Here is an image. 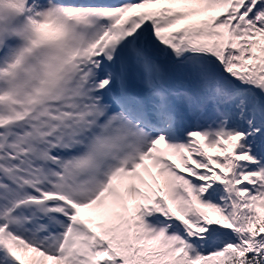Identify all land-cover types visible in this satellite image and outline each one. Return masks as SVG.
<instances>
[{"label":"snow or ice","instance_id":"1","mask_svg":"<svg viewBox=\"0 0 264 264\" xmlns=\"http://www.w3.org/2000/svg\"><path fill=\"white\" fill-rule=\"evenodd\" d=\"M0 264H264V0H0Z\"/></svg>","mask_w":264,"mask_h":264},{"label":"rangeland","instance_id":"2","mask_svg":"<svg viewBox=\"0 0 264 264\" xmlns=\"http://www.w3.org/2000/svg\"><path fill=\"white\" fill-rule=\"evenodd\" d=\"M209 154H210V155H213V156H215V155H216V153H215V152H209Z\"/></svg>","mask_w":264,"mask_h":264}]
</instances>
